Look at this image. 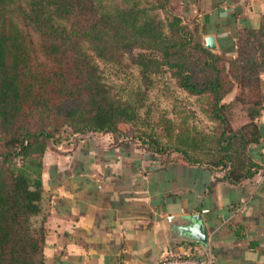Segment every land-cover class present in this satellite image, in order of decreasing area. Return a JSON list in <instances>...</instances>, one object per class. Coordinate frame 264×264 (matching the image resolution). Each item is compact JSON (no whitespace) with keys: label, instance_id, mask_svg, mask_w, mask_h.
I'll list each match as a JSON object with an SVG mask.
<instances>
[{"label":"trees","instance_id":"trees-1","mask_svg":"<svg viewBox=\"0 0 264 264\" xmlns=\"http://www.w3.org/2000/svg\"><path fill=\"white\" fill-rule=\"evenodd\" d=\"M234 46L231 59L206 49L198 23H184L167 0H0V264H44L42 157L63 133H111L166 161L222 172L231 185L256 174L247 146L260 139L264 15L257 27L241 22ZM133 50L134 74L123 68ZM167 73L180 91L207 97L212 129L160 116L153 131L146 101ZM232 84L249 93L236 128L227 115L238 97L221 103ZM119 125L134 134L123 140Z\"/></svg>","mask_w":264,"mask_h":264},{"label":"crops","instance_id":"crops-1","mask_svg":"<svg viewBox=\"0 0 264 264\" xmlns=\"http://www.w3.org/2000/svg\"><path fill=\"white\" fill-rule=\"evenodd\" d=\"M184 23L194 21L216 53L233 57L242 21L257 27L264 0H167ZM260 139L247 153L261 168L231 185L223 173L166 161L111 133H87L42 157L41 185L50 195L44 264H157L186 245L214 264H264V110ZM199 215L206 242L177 230Z\"/></svg>","mask_w":264,"mask_h":264},{"label":"rangeland","instance_id":"rangeland-1","mask_svg":"<svg viewBox=\"0 0 264 264\" xmlns=\"http://www.w3.org/2000/svg\"><path fill=\"white\" fill-rule=\"evenodd\" d=\"M169 11L171 10L169 9ZM137 52V50H133L131 54H127L125 56L123 68L124 66H127V72H133L129 62V57L135 55ZM224 57L226 59H231L234 56ZM168 75L169 73L164 75L165 77L162 76L163 78H159L158 83L155 84L154 88L148 93L146 102L150 107V124L153 131L158 134L163 126L156 123L160 116H164L166 119L170 120L174 127L178 126L180 120L186 119L189 126H194L195 129L201 133H205L207 130L212 129L215 124L209 121L206 113L209 108L208 100L206 99L207 97L197 99L185 94L176 87V84H174L172 79H169ZM122 76L123 74L119 77ZM125 78L127 79V73H125ZM261 78L264 80V74H261ZM132 81L133 79L129 82ZM120 82L123 83L122 81ZM135 85L136 84H117V86H125L126 90H130ZM260 93L263 99L262 110H264V88L260 91ZM247 95H249L247 91L243 93L237 84H232L230 92L227 93L221 100V103L229 104L234 101V98L238 97V104L234 105L227 115L232 123V126L235 128L245 121V117L242 113V105L244 104L243 102L249 98ZM118 128L122 134L121 138H123V140L125 137L134 134L133 130L135 127L129 125H119ZM70 139L73 140L74 138L67 137L66 133H63L57 140L59 143H64L66 141L71 143L72 140L69 141Z\"/></svg>","mask_w":264,"mask_h":264},{"label":"built area","instance_id":"built-area-1","mask_svg":"<svg viewBox=\"0 0 264 264\" xmlns=\"http://www.w3.org/2000/svg\"><path fill=\"white\" fill-rule=\"evenodd\" d=\"M260 182L264 183V171L260 176ZM157 264H214V261L208 251L197 253L186 245H181L175 251L164 252Z\"/></svg>","mask_w":264,"mask_h":264},{"label":"water","instance_id":"water-1","mask_svg":"<svg viewBox=\"0 0 264 264\" xmlns=\"http://www.w3.org/2000/svg\"><path fill=\"white\" fill-rule=\"evenodd\" d=\"M204 47L210 51L215 50V42L212 36H206L203 40ZM192 223L188 225H181L177 230L180 234L195 240L197 244H204L206 242V234L202 230L199 215L190 216Z\"/></svg>","mask_w":264,"mask_h":264}]
</instances>
